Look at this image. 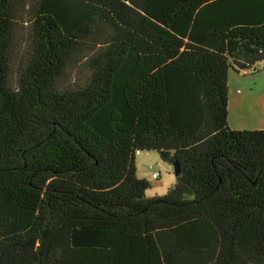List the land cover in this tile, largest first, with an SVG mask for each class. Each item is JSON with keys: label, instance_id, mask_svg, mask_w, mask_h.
<instances>
[{"label": "trees", "instance_id": "1", "mask_svg": "<svg viewBox=\"0 0 264 264\" xmlns=\"http://www.w3.org/2000/svg\"><path fill=\"white\" fill-rule=\"evenodd\" d=\"M261 62L264 0H0V264H264V129L228 126Z\"/></svg>", "mask_w": 264, "mask_h": 264}, {"label": "rangeland", "instance_id": "2", "mask_svg": "<svg viewBox=\"0 0 264 264\" xmlns=\"http://www.w3.org/2000/svg\"><path fill=\"white\" fill-rule=\"evenodd\" d=\"M30 11L19 14L16 25V55L22 57L29 43ZM86 55V54H85ZM257 72L247 74L231 71L228 77V126L233 130L264 129V62L256 66ZM86 57L71 64L61 81L63 87L82 85L89 76ZM137 176L150 184L147 197L163 196L175 184L173 164L164 162L155 151L136 154ZM160 174L156 176L155 174Z\"/></svg>", "mask_w": 264, "mask_h": 264}, {"label": "water", "instance_id": "3", "mask_svg": "<svg viewBox=\"0 0 264 264\" xmlns=\"http://www.w3.org/2000/svg\"><path fill=\"white\" fill-rule=\"evenodd\" d=\"M173 166H174V169H175V175L178 176L179 172H180L179 165L177 163H174Z\"/></svg>", "mask_w": 264, "mask_h": 264}, {"label": "built area", "instance_id": "4", "mask_svg": "<svg viewBox=\"0 0 264 264\" xmlns=\"http://www.w3.org/2000/svg\"><path fill=\"white\" fill-rule=\"evenodd\" d=\"M155 175H156V176H159L160 174L156 173Z\"/></svg>", "mask_w": 264, "mask_h": 264}]
</instances>
